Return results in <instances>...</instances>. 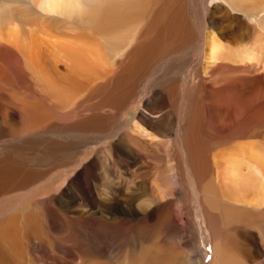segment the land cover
I'll return each instance as SVG.
<instances>
[{"label":"bare ground","instance_id":"6f19581e","mask_svg":"<svg viewBox=\"0 0 264 264\" xmlns=\"http://www.w3.org/2000/svg\"><path fill=\"white\" fill-rule=\"evenodd\" d=\"M220 2L250 19L232 17ZM188 67L200 80L184 94L177 74ZM157 73L143 110L121 121ZM179 107L183 146L171 140ZM103 140L104 181L121 155L151 159L160 145L168 159L171 142L183 147L190 185L214 226L211 264H264V0H0V264H27L40 227L35 210L85 206L49 193L56 183L45 179L70 170L58 157L80 160ZM42 154L50 164L34 170L25 157ZM168 162L166 176L136 182L141 210L177 190ZM91 167L78 179L88 182ZM113 197L88 204L121 210L126 220L138 215ZM184 214L173 211L167 228ZM181 239L185 246L183 227ZM252 245L254 256L243 252Z\"/></svg>","mask_w":264,"mask_h":264},{"label":"rangeland","instance_id":"374dc122","mask_svg":"<svg viewBox=\"0 0 264 264\" xmlns=\"http://www.w3.org/2000/svg\"><path fill=\"white\" fill-rule=\"evenodd\" d=\"M220 4L229 11L232 17L241 20L250 19L248 15L232 11L226 4L222 2ZM211 13L209 11L208 15L211 16ZM208 15H205L207 25L209 23ZM158 75L157 73L156 76H149L142 83L135 103L130 105L131 107L121 117V121H133L135 115L143 110L148 96V88L146 86L152 81L151 79ZM177 78L180 79V88L183 89L184 94L194 87L197 88L200 80V77L190 67L179 72ZM188 99L190 100L189 97ZM193 99L195 100L194 95ZM180 111L179 107L177 109L178 120L171 132V140L177 139L179 143H181L180 139L186 133L180 127ZM155 140L161 141L162 136L157 135ZM175 141L171 142L169 147L168 159H172H170V164L166 152L160 148V145L151 150V154H154L151 159L149 157L143 158L141 155L133 158H126V154L121 155L124 159H112L113 164L110 161L107 162V166L111 165L109 166L110 171L107 173L110 178L108 177L106 181L103 179L106 173L103 167L104 156L102 151L108 145L107 141L103 140L96 143L92 146L91 153L80 160L74 155H67L64 158L58 157L64 163L70 160L69 165L71 167L69 166L70 170L68 167L67 169L62 168L60 174H54L60 175L59 179L54 178L50 174L46 176L47 179L45 181L47 183H56L55 186L50 188L51 191L49 193L55 194L54 192L59 190L57 192L58 198H63L65 201L72 200V202L76 198L79 203H82L83 200L85 206H74L68 209L55 205L54 209L56 210H45L44 214L39 212L38 209L35 210L37 214L39 213L38 222L40 227L38 226L35 232L37 236L34 234L31 237V248L28 252L27 264H127L128 260L132 262L136 259H146L147 264H211L214 226H210L206 211L200 203V196L195 194L190 185L186 150L182 147V143V149L178 150L180 145L178 144V147ZM121 150L125 152L126 148L122 147ZM2 153L0 158L6 151ZM44 157L46 156L42 154L38 157H32V159L30 157L25 158L26 160L28 159V162L32 161L31 165L34 170L39 171L42 170L43 165L50 164L51 159L47 158V160ZM167 162L173 170L172 174L177 182L175 186L177 190H173L172 198L165 200L164 202L166 203L158 202L149 208L141 210L144 206L143 203L141 205L138 204L140 197H132L136 182L141 181L145 177L151 180L155 176H166V172L169 169ZM89 165H92L89 170L92 169L93 173L89 177L88 182L78 179L83 170ZM94 173L96 175H93ZM120 174L121 177H119ZM103 182L111 185L112 188L109 187L111 190H108L110 191L109 194H104ZM37 184V187L42 186V181ZM89 188L92 194L85 192ZM117 189L119 190L117 191ZM111 191L115 194L113 195ZM113 196L117 200H114L116 205L117 203L120 205H117L119 209L128 211V202L132 203V209L136 205L139 208V211L136 212L138 215L133 217V219L126 220L123 212L119 209V211L102 210L98 206L93 209L88 204V202L93 200L108 202L114 198ZM130 197H132L133 201L130 200ZM179 207H182L185 212L182 220L167 228L166 224L171 219V213L178 210ZM181 227H183L185 239L188 241L187 243L185 240V246L181 239ZM246 230L244 232H248V236L249 233L250 236L254 234L249 231H257L253 226H249ZM238 236L240 237L241 235ZM159 248H163V255L153 260L147 259L149 257L148 253L157 251ZM243 252L252 256L256 254L253 245L251 250L247 252L244 249ZM190 258H194V260L191 261ZM249 262L252 261L250 260Z\"/></svg>","mask_w":264,"mask_h":264}]
</instances>
